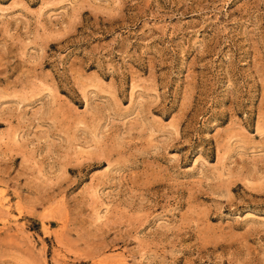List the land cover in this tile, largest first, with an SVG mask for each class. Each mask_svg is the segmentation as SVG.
Listing matches in <instances>:
<instances>
[{"label": "rangeland", "instance_id": "rangeland-1", "mask_svg": "<svg viewBox=\"0 0 264 264\" xmlns=\"http://www.w3.org/2000/svg\"><path fill=\"white\" fill-rule=\"evenodd\" d=\"M0 264H264V0H0Z\"/></svg>", "mask_w": 264, "mask_h": 264}]
</instances>
